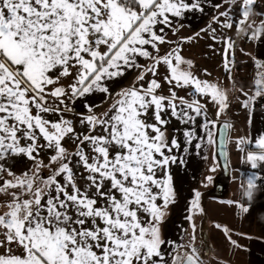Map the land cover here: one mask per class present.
Instances as JSON below:
<instances>
[{"label":"snow or ice","instance_id":"1","mask_svg":"<svg viewBox=\"0 0 264 264\" xmlns=\"http://www.w3.org/2000/svg\"><path fill=\"white\" fill-rule=\"evenodd\" d=\"M257 8V0H0V264H205L195 243V217L204 214L198 188L184 208L188 243L165 235L179 198L173 166L186 165L191 148L199 155L215 146L230 94L249 110V124L264 100V11ZM188 14L208 20L179 35ZM200 39L213 41V51L223 45L230 89L202 79L182 55L184 42ZM240 39L262 46L259 56L240 49L255 66L247 90L233 76ZM231 141L221 134L225 156ZM234 144L242 163L264 169V134ZM240 189V199L224 203L243 218L264 178L253 173ZM215 227L236 249L247 250L234 235L254 238Z\"/></svg>","mask_w":264,"mask_h":264},{"label":"crops","instance_id":"2","mask_svg":"<svg viewBox=\"0 0 264 264\" xmlns=\"http://www.w3.org/2000/svg\"><path fill=\"white\" fill-rule=\"evenodd\" d=\"M208 20V16H201L200 14H188L187 18L183 21L185 24V28L180 30L179 35H191L193 32L198 31L199 28L204 27L205 23ZM169 38L175 40L176 37L172 36L169 33ZM199 40H194L192 42H184L182 44V55L186 58L192 59L194 61V67L192 71L196 74L200 72V70H204V64H201L200 58H205V55L202 50H197V45L194 44ZM167 45L161 47V54L167 49ZM246 52H252L255 55L260 54L262 50V46L257 42H251L250 45H247V49L244 47ZM242 55H244L242 53ZM246 56V55H245ZM141 63H146V61L141 58ZM236 62H237V54H236ZM254 65V64H253ZM239 67V68H238ZM243 70L240 67V62L236 68L234 69L235 73L237 70ZM224 70V68H223ZM163 71V68L161 69ZM253 71H255V66H253ZM239 72V70H238ZM220 74H224L219 72ZM240 73V72H239ZM136 75V72L133 70L127 76V79H124L121 83V86L127 85L132 82ZM225 75V74H224ZM150 78V77H149ZM220 77L218 78L219 81ZM248 78L243 77V82L246 84ZM232 81V80H231ZM236 81V80H235ZM238 82V80H237ZM236 82V84H238ZM233 83V81H232ZM247 86V85H246ZM247 90V87L245 88ZM99 103V99L96 101ZM210 104V102H209ZM237 109L236 117L230 118H219V121H230L232 127L230 130V136L232 137V141L228 142V150H229V164H230V181H231V174L232 171L234 172L232 181L233 188L231 187V193L234 195V199L241 198V189L240 184L242 181H246V178L253 173L257 174L259 177L264 178V169H252L250 165L241 162V155L234 144V140L237 136H248L250 135L254 140L259 135L264 134V100L259 99L251 112V124L248 123L249 121V110L245 109L241 112L240 103L236 104ZM234 110V109H233ZM239 113V114H238ZM209 118L210 115H209ZM211 119H216L214 116ZM198 120H202V118H198ZM218 121V124L220 123ZM173 125L179 126L178 123L173 120ZM237 126L240 128L238 133ZM216 133V129L214 130ZM197 132L200 135H204L202 129L197 128ZM182 139V135L180 136ZM211 146L202 148L200 150V154L196 155V150L194 148L190 149L191 155L187 157V164L177 167L173 166V171L175 173L174 180L176 184L177 191L179 193L178 203L175 207L172 208L171 215L165 225V235L177 242L186 243L189 239L188 235L185 234L184 230L187 229L188 232L190 231V226L187 221L184 220V212L186 201L190 198V189L192 187L198 188L201 193V202L204 204L206 202V195L211 193V190L215 189V182L216 178L220 174V165L219 169H217V164L219 163L216 151V144H215V157L217 161L213 160L212 164L209 166V172L206 173L207 170V159L210 154ZM207 156V159L204 157ZM25 162L21 161L18 165L19 167H23ZM216 165L215 171H211L210 169ZM237 172V175H236ZM211 175L213 177V181L210 184H207V187H202L201 181L205 176ZM230 183V182H229ZM257 183H260V180H257ZM214 189L213 194L214 195ZM208 200V199H207ZM253 210L251 215H245L243 218L237 216L235 214V218L231 221L230 224L233 225L235 228L234 231H243L249 233L254 238L251 240L236 236L235 239H238L241 244L245 245L247 250L244 249H236L235 254H231L230 263L232 264H264V225L261 224L260 216L261 213L264 212V190L258 191L256 193V198L252 202ZM200 216H198L199 218ZM234 256V261H233Z\"/></svg>","mask_w":264,"mask_h":264},{"label":"rangeland","instance_id":"3","mask_svg":"<svg viewBox=\"0 0 264 264\" xmlns=\"http://www.w3.org/2000/svg\"><path fill=\"white\" fill-rule=\"evenodd\" d=\"M257 4H258L257 10L264 11V0H257ZM228 35H231L234 39L236 38L234 31L229 32ZM210 43H214V42L209 39H200L199 41L194 43L197 45V50L203 51L205 58H200L199 62L205 65L203 67L204 70L207 69V73H205V71L201 69L197 75H199L202 79H207L213 82L218 81V78L220 77L219 79L220 84L230 89L232 87V81L227 78V73L225 72V70H223V64H222L221 53L223 50V45L221 43H215V48L217 49V51H213V49H210L207 46ZM250 43L251 42L248 41L247 39L237 40V48H236L237 64L239 61L240 67L243 68L242 71L238 69L240 73L238 72V70L236 73L233 70V76L235 77L236 82L238 80L237 87H239L242 84L249 85L251 83V77L254 74L253 61L248 56L242 55L240 51V49L241 48L244 49V47L247 49V45H250ZM219 72L224 73L225 75L220 74ZM208 73H210V75ZM243 77L248 78L246 84L243 82ZM166 87L167 86H165V90H166ZM180 94L183 95L184 92L182 91ZM235 96L240 97V93L236 92ZM230 100H231V105H230L229 110L227 111L226 114H221L219 118L224 119V118H230V117L237 116V113H236L237 106L235 105V103L238 104L239 101L235 97H233L231 94H230ZM208 107H209L210 117L211 118L213 116L215 117V111H216L215 107H213L211 103L208 105ZM242 110H245V109L241 107V112ZM237 131L238 133L240 131V128L238 126H237ZM170 132H171V129H170ZM214 153H216L215 146H211L210 154L206 162L207 164L206 173L209 172V166L212 164V162H214L213 161ZM215 161H217L216 157H215ZM218 165L219 163L217 164V169H219ZM233 174L234 172L232 171L231 181H229L230 183L228 184L226 191L222 195L216 196V195L211 194L213 193L212 191L214 188L211 190V193L206 195L205 197L206 202L204 204L201 202L202 207L204 208V214L202 216L197 215L195 217L196 224H197L195 243H196L197 248L200 249L203 254L202 259L205 260V264H218L219 261H226L227 264H232L230 263L231 262L230 258H231V254L232 255L235 254L234 253L235 248L231 247L228 244L223 231L221 229H217L215 227V224L220 223L222 225H227L231 229L235 228L233 225L230 224V218H231V221L235 218L236 210L230 207L229 205H227L226 203H224L227 200H235L233 197L234 195L231 193V189H230L231 187L233 188L232 186L234 183V182L232 183V181L234 180ZM236 175H237V172H236ZM202 187L204 186L202 185ZM198 216L200 217L198 218ZM190 232H191V228H190L189 233ZM235 237L236 236L234 235L233 238L235 239ZM187 243L188 241L185 244ZM234 260L235 259L233 256V261Z\"/></svg>","mask_w":264,"mask_h":264},{"label":"water","instance_id":"4","mask_svg":"<svg viewBox=\"0 0 264 264\" xmlns=\"http://www.w3.org/2000/svg\"><path fill=\"white\" fill-rule=\"evenodd\" d=\"M227 121V120H226ZM225 121H221L216 128V151H217V157L220 165V174L216 178L215 182V189H214V195H222L229 184L230 181V164H229V150H228V143L226 144V147L224 148V152L227 153L225 156L223 152L221 151V143H220V138L221 134L223 133L224 135H229L230 136V129H223V124ZM230 123V121H227ZM231 124V123H230ZM227 165V166H225Z\"/></svg>","mask_w":264,"mask_h":264}]
</instances>
